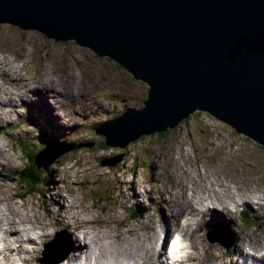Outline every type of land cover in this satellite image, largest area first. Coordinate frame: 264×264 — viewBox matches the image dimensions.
Instances as JSON below:
<instances>
[{"label": "rangeland", "instance_id": "374dc122", "mask_svg": "<svg viewBox=\"0 0 264 264\" xmlns=\"http://www.w3.org/2000/svg\"><path fill=\"white\" fill-rule=\"evenodd\" d=\"M0 62V105L10 103L9 107L19 106L12 112L13 116L16 115L15 123H0V132L1 128L5 132L9 130L5 133L7 137L0 133V156L6 152L9 157L13 152L12 168L0 164V182L2 177L9 176L5 180L7 182L0 183V208L8 205L20 213L35 215L38 225L46 229V219L53 221L59 214L68 215V205L78 202L83 208H89L92 202L89 216L78 213L77 209L71 210L72 221L92 219L93 215L103 212L101 219L97 220V231L107 239L118 238L117 246L120 247L125 242L122 240L133 234L134 229L129 227L147 222V218L158 221L157 226L163 219L174 225L176 221L172 216L177 206L169 202L176 200L178 205L183 178L188 175L193 178L198 174L210 182L215 178L228 181L231 192L225 198L233 202L242 195V205L253 209V213L247 214L249 217L243 216L242 206L233 214L226 213L228 218L221 213L222 221L217 210H211L213 214L206 212L205 218L207 214L213 215L220 223L198 231L205 236L202 237L201 247L214 244L224 253V263L227 264L238 250L241 255H248L251 251L248 243L251 241L254 247L257 244L264 246V206L255 204L264 202L262 146L212 116L197 112L163 134L142 135L124 148H101L105 137L96 135L93 128L125 112L141 110L148 94L146 83L134 79L116 62L98 57L92 50L74 41H54L36 30H22L4 23L0 24ZM23 93L25 98H20ZM7 121H13V118L9 116ZM10 137H14L16 145L11 144ZM21 144L23 149L36 152L40 171H47L48 166L54 167L49 175L54 180L53 186L47 187L41 182L38 191L25 199L17 197L26 192L24 185L18 181V174L26 163L20 150ZM176 174L180 178L175 177ZM257 189L262 192H255ZM211 191L207 194L217 198L216 192ZM187 192L189 195L190 191ZM96 203L100 205L101 212L95 209ZM186 218H180V224ZM59 227L72 232L75 240H82V233L74 230L67 220ZM54 228L58 227H49V232L38 240L41 242L52 235L51 229ZM84 229L90 230L86 222ZM57 231L60 233L57 238L64 237V229ZM134 231L131 236L138 240L136 237L140 234ZM172 235L168 234L167 238ZM55 236H50L49 240L39 245L37 253H32L35 260L26 258L22 264L28 259L33 264H68V259L73 258V251L71 256L68 253L73 243L68 232L65 239L69 241L70 238L71 243H67L66 248L63 246L61 257L49 254L45 263L40 262L43 251L49 247L45 248V244L53 241ZM241 236L251 240H244ZM179 238L185 246L182 254H186L189 243L185 237ZM243 242L245 244L239 248ZM28 246L31 249L32 246ZM243 249L247 253H242ZM24 251L30 254V250ZM257 254L264 257V249ZM169 261L165 259L168 264H181ZM93 264H96L95 260Z\"/></svg>", "mask_w": 264, "mask_h": 264}, {"label": "water", "instance_id": "95a60500", "mask_svg": "<svg viewBox=\"0 0 264 264\" xmlns=\"http://www.w3.org/2000/svg\"><path fill=\"white\" fill-rule=\"evenodd\" d=\"M1 23L74 41L147 84L141 110L95 130L106 146L202 112L264 149V0H0Z\"/></svg>", "mask_w": 264, "mask_h": 264}, {"label": "bare ground", "instance_id": "6f19581e", "mask_svg": "<svg viewBox=\"0 0 264 264\" xmlns=\"http://www.w3.org/2000/svg\"><path fill=\"white\" fill-rule=\"evenodd\" d=\"M0 64L2 63L0 62ZM30 92L31 91H29L28 93ZM34 92L36 95V91ZM24 95H25L24 93L20 95V98H25ZM9 98L12 101L14 100L12 99V97ZM9 104L10 103L6 105L5 103H2V105H0L1 107L0 123L1 122L11 123V124L15 123L16 115L13 116L12 112L14 110H18L19 106L17 108H12L9 107ZM51 107L53 108L52 105ZM8 110L10 111V113L8 112ZM9 116L13 118V121H7ZM2 119H4V121H1ZM58 123L61 124L59 119H58ZM2 132L4 133V136L5 133H7L5 132L4 129L1 128L0 133ZM5 137H7V135ZM10 140L12 145L17 144V141H14V137H10ZM21 147L22 149L24 148L23 145ZM22 149L20 148V150L23 152ZM1 150L2 149L0 148V152ZM17 150L20 151L19 149ZM3 154L4 155L0 156V164L3 163L6 165V167L12 168L13 161L11 159V156H13V152L10 154L9 157L5 155L6 152H4ZM46 175H47V179L51 178L49 176L50 175L49 172H47ZM197 175L198 174H196V176H193V178H191L190 175L183 178L184 181L180 186L181 201L180 203L178 202L179 203L178 205H176V200H174L173 203L169 202L170 204H175V206H177L172 216V219L176 221V223L173 222L174 225H172V223L169 220L163 219L159 221V226H157L158 221L154 222V220H152L151 218L149 219L147 218V222L142 221L136 227H131V226L129 227L130 229L136 230L137 233L140 234L139 237L135 236L136 238H138V240L132 238L131 235L135 234V231L133 230L131 232L133 234L128 235L127 238L122 240L125 242L123 244H120V247L117 246L119 240L118 238L113 236V237H108L107 239L106 237H102L100 235V232L97 231L98 230L97 220L101 219V213H103L98 208L100 205H98L97 203L94 204L96 205L95 209L97 210V212L99 211L101 213H97L93 215L92 219L82 218V220L79 222L72 221V216L69 214L71 210L77 209L78 213L86 214L89 216L90 209L93 206V203L91 202V204H89L90 206L88 205L89 208H83L81 205L82 203L80 204L76 202L74 205L67 206L66 213L68 215L62 216V214H59L60 216L59 217L57 216L58 218L53 221H49L50 219L49 220L46 219V223H45L46 229H44L43 226H41L40 224L38 225L37 217L35 215L32 214L26 215L20 213L12 209L13 207L11 208L10 206L6 205L0 208V260L2 264H22L24 259L26 258H33L35 260L34 254L32 253H37L39 245L49 240L50 236L54 234L56 235L55 239L45 244V248L47 246L49 247L48 249H45L43 251L44 256L40 260V262L45 263L49 254H53L54 256L57 255L61 257L60 253L63 246L65 245L64 247L66 248L67 243L68 244L71 243L70 238L69 241L65 239L66 233L68 232L70 237L73 238V243H71L68 252L69 255L71 256V252L73 251V258L71 260L68 259L69 260L68 264H93L94 260L96 264H168V262H165V259L170 260V258L168 257V255L166 256L165 254L166 252H163V247H164L163 240H166L168 234L176 233L181 238L182 236L186 238V240L189 243L187 247L189 251L186 253V255L182 254L181 256H178L176 258H171L172 262L174 263L177 262L181 264H185V263L186 264H217V263L225 264L224 262L226 261V259L224 253L217 246L213 244L207 246V248L201 247L202 237L205 236L200 235L198 231L211 228L212 225H215V223L216 224L220 223L218 217L216 220L213 215L207 214L205 218L204 214L208 211H210L209 213H212L211 210L214 211L217 210V214L220 216V220L222 221L223 216H221V213H223V215L227 217L226 213L235 212L238 207L242 206L244 209L243 216L249 217L247 214L249 212L253 213L252 211L253 209H251L252 207H247L245 205H242L241 202L244 200L242 195L240 196V198H237V200H233V202L225 198L227 193L231 192L230 187L227 185L228 181H223L221 178L219 179L215 178L214 181L210 182L207 178L205 177L200 178ZM176 176H179L180 178L179 174H176L175 177ZM8 178L9 176L2 177L1 178L2 181L0 183L7 182L5 180H7ZM50 180L54 181L52 178ZM198 188L201 189V191H199ZM211 190L216 192L217 198L216 196H211L209 193H208L209 195L207 194V192L211 193L212 192ZM187 191H190L189 195ZM255 192H262V190L257 189L255 190ZM17 197L19 198V196ZM260 197L261 196H259L258 198L260 199ZM136 198H138V196L134 197V199ZM51 200L52 199L49 198V202H51ZM247 202L253 203L251 200H247ZM255 204L256 205L261 204V207L264 206V202H257ZM145 209H147V207ZM43 215H45V213ZM182 217H187V218L185 219V222L183 224H180L181 221L179 219ZM207 217L209 219H207ZM65 220H67V223L72 225V228L74 230L82 233L81 235L82 240L81 238L80 239L78 238V241L75 240L72 232H70L65 227H59L64 223ZM84 222L90 225V230L84 229ZM252 222L254 223V220H252ZM51 226L58 228L51 229L52 235H49L47 238H45L43 241L40 242L38 239L42 240V236L46 232H49L47 229ZM167 227L169 228L167 229ZM238 227H236V229ZM60 229H64L66 232L63 233L64 237H62L61 239L57 238L60 235V233L59 234L57 233L58 232L57 230ZM139 231H141L142 233H140ZM238 231L240 232V229ZM242 238L244 240L246 239L247 241L251 240L247 236ZM160 239L161 241H159ZM18 241L19 243H17ZM37 242H39V244ZM245 242L239 244V248H241L245 244ZM23 243L26 244H24L23 246ZM79 243L82 246H80ZM28 244L32 246L31 249L29 248ZM248 245H249L248 248L251 250L249 253L244 251V249L242 250V253H247L248 255H241L240 250L237 251L236 249L237 252H235L233 258L227 261V264H259L258 261L261 264H264V257H262V255L260 256L257 254L259 251L264 249V246L257 244L254 247V243L252 241L249 242ZM260 246L262 247L259 248ZM26 249L30 250V254L24 251ZM80 249H82L81 252H79ZM74 253H78V255L76 256ZM255 256H257V258ZM251 257L253 259H251ZM24 264H33V262L32 260L28 259L26 262H24Z\"/></svg>", "mask_w": 264, "mask_h": 264}, {"label": "trees", "instance_id": "16d2710c", "mask_svg": "<svg viewBox=\"0 0 264 264\" xmlns=\"http://www.w3.org/2000/svg\"><path fill=\"white\" fill-rule=\"evenodd\" d=\"M196 114H198V113H196ZM97 128H95V127L93 128L95 134H96L95 130ZM102 146L103 147H101V148H105L106 147L105 143H103ZM23 154H24V158L26 159V163L23 166V171L20 172L18 177H19L20 184L24 185L26 192L24 194L19 195L20 199H23V198L27 197L28 195H31L32 193H36L38 191L37 187L39 186V184L41 182L44 184V186H47V187L53 186V181L50 179H47L46 174H47V172L50 173L54 167L48 166L47 171L46 170L40 171L39 167L37 166V154H36V152H33L32 150L26 148V149H23ZM39 161H41V160H39Z\"/></svg>", "mask_w": 264, "mask_h": 264}, {"label": "clouds", "instance_id": "9594fccd", "mask_svg": "<svg viewBox=\"0 0 264 264\" xmlns=\"http://www.w3.org/2000/svg\"><path fill=\"white\" fill-rule=\"evenodd\" d=\"M177 237H179L178 235H176ZM169 238V237H168ZM167 238V239H168ZM167 239L165 240V241H167ZM169 240V239H168ZM165 241H164V245H165ZM179 245H180V256L182 255V252L184 251V249H185V246H184V244L181 242V239L179 238ZM163 249L165 250V252H166V248L165 247H163ZM186 255V254H185ZM166 256H167V253H166ZM169 263H170V261H169ZM172 263H174V262H172Z\"/></svg>", "mask_w": 264, "mask_h": 264}, {"label": "snow or ice", "instance_id": "6c2138e0", "mask_svg": "<svg viewBox=\"0 0 264 264\" xmlns=\"http://www.w3.org/2000/svg\"><path fill=\"white\" fill-rule=\"evenodd\" d=\"M178 245H179V237H177V239L172 242L170 251H174L178 247Z\"/></svg>", "mask_w": 264, "mask_h": 264}]
</instances>
